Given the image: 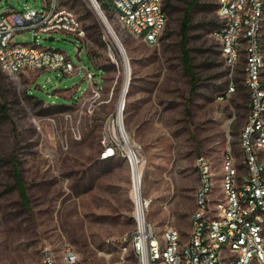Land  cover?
I'll return each mask as SVG.
<instances>
[{"label":"rangeland","instance_id":"rangeland-1","mask_svg":"<svg viewBox=\"0 0 264 264\" xmlns=\"http://www.w3.org/2000/svg\"><path fill=\"white\" fill-rule=\"evenodd\" d=\"M103 1L98 0L130 67L122 113L144 165L148 220L160 235L175 228L186 238L199 182L195 161L206 156L218 171L224 151L239 142L249 112L242 69L230 75L213 34L218 0L199 1L187 53L179 30L187 0H172L177 12L155 45L134 36L117 21L110 0ZM44 3L0 0V16L10 8L43 10ZM59 3L78 15L83 41L67 33L36 39L30 32L16 41L65 52L98 85H91L84 70L13 78L0 69V264H42L44 247L58 259L71 248L83 264H136L129 245L135 228L131 169L123 141L111 134L125 83L120 49L89 0ZM94 23L101 26L98 43L96 36L89 38ZM108 44L116 61L106 56ZM236 79L238 90L221 98ZM94 88L101 93L95 98ZM109 145L115 154L103 157Z\"/></svg>","mask_w":264,"mask_h":264},{"label":"built area","instance_id":"built-area-1","mask_svg":"<svg viewBox=\"0 0 264 264\" xmlns=\"http://www.w3.org/2000/svg\"><path fill=\"white\" fill-rule=\"evenodd\" d=\"M110 5L117 21L134 36L150 45L158 43L168 23L165 0H110ZM217 15L221 28L215 37L220 53L230 75L242 69L249 112L239 142L234 145L229 141L218 171L208 157L196 159L199 182L186 238L175 228L160 235L149 222L150 201L143 194L142 170L138 182L147 206L137 215L132 193L135 228L129 240L136 264H264V0H218ZM26 32L36 39L42 34L67 33L83 41L86 31L74 9L59 0H45L43 10L10 8L3 13L0 69L13 78L35 71L72 74L84 70L91 85H98L95 75L88 68L76 67L65 52L17 42L16 36ZM113 48L108 44L106 54L116 61L118 54ZM96 88L94 98L101 94ZM237 90L238 83L231 80L226 92ZM115 150V146H107L103 157L113 156ZM124 150L133 192L136 179L129 153ZM138 161L141 166L140 158ZM42 264L83 263L71 248L58 259L44 247Z\"/></svg>","mask_w":264,"mask_h":264},{"label":"bare ground","instance_id":"bare-ground-1","mask_svg":"<svg viewBox=\"0 0 264 264\" xmlns=\"http://www.w3.org/2000/svg\"><path fill=\"white\" fill-rule=\"evenodd\" d=\"M89 1H90V3L92 2L91 5L94 8L97 15L99 16V18L102 19L106 23L107 30H108L110 36L113 38V40L115 42H118V39L115 35V32L112 29V26L110 25L111 23H109L108 18L106 17L104 11L101 8L100 2L97 1V3L95 4V3H93V0H89ZM118 46H120L119 43H118ZM121 60H123V63H124L123 65H124L125 83H124V87H123V90L121 93L119 105H117V108H116V117L114 118V120H111V123L112 124L114 123L112 130H111V134L113 136H115V138H116V136L121 138V140L123 141L124 147L126 148V150L129 153L130 161H131L132 168H133V173H134L135 179H136L134 189L132 192V193H134L133 198H134V201L136 204V213H137V215H142V210H145L147 205H145V203L142 202V190H140L138 180L140 179L144 165L141 164V166H140V163L138 161L139 158L137 156V153H135L136 151L134 149L137 147H133L130 144L127 131L124 129L125 127H124V120H123V113H122V110L124 109V107L122 109V105L124 103V99L126 98L125 96H126V92L128 89L129 82H130L129 81L130 67H129V63L127 60V56L123 51V47H121ZM112 124H111V126H112Z\"/></svg>","mask_w":264,"mask_h":264},{"label":"trees","instance_id":"trees-1","mask_svg":"<svg viewBox=\"0 0 264 264\" xmlns=\"http://www.w3.org/2000/svg\"><path fill=\"white\" fill-rule=\"evenodd\" d=\"M102 1V5L104 4L105 1L103 0H100ZM199 1L200 0H187L186 1V4L187 6L184 8L183 10V15H182V19L180 20V36H181V42H180V45L181 47H183L185 44H186V41L189 39V32L191 31L192 29V20H193V13L195 11V9L198 7L199 5ZM108 3H105V6L108 8ZM165 11H166V14L168 16V23H167V26L169 24V21L171 19V17L177 12V7L175 5H173L172 3V0H165ZM218 11V5H217V8H216V12ZM167 26H166V29H167ZM220 25L219 23L216 25L214 31H213V34L215 35L219 30H220ZM165 29V30H166ZM90 31L93 30V33L92 34H89V38H93L96 36V39H95V42H101L102 40V36H101V26L98 24V23H94V25H92L90 28H89ZM182 52L183 53H187V49L185 48V46L182 48ZM90 59L92 60L91 58V55L88 53ZM107 56V54H106ZM188 57V55H185ZM101 69V68H100ZM235 82L238 83L237 79L235 80ZM229 85V84H228ZM239 88V86H238ZM226 92V91H225ZM224 93H221L220 96H224ZM28 96L31 97V98H36V100L41 103L43 102L42 100L38 99L37 97L29 94L28 92ZM60 106H67V105H60ZM125 110H126V107H125ZM17 170V169H15ZM16 178L18 179V174H15ZM18 185L19 182H18Z\"/></svg>","mask_w":264,"mask_h":264},{"label":"water","instance_id":"water-1","mask_svg":"<svg viewBox=\"0 0 264 264\" xmlns=\"http://www.w3.org/2000/svg\"><path fill=\"white\" fill-rule=\"evenodd\" d=\"M92 3V2H91ZM93 3H95L94 1H93ZM96 4V3H95ZM101 21H102V23H103V25L105 26V28L107 29V25H106V23L101 19ZM117 45H118V43L120 44V53H121V47H122V44L119 42V40H118V42H115ZM124 51V50H123ZM125 53V52H124ZM129 81H130V77H129ZM123 107H124V103H123V105H122V109H123Z\"/></svg>","mask_w":264,"mask_h":264},{"label":"crops","instance_id":"crops-1","mask_svg":"<svg viewBox=\"0 0 264 264\" xmlns=\"http://www.w3.org/2000/svg\"><path fill=\"white\" fill-rule=\"evenodd\" d=\"M87 50V49H86ZM87 53H88V51H87ZM92 61V60H91ZM92 63H93V61H92ZM96 68H98V67H96ZM98 69H100V68H98ZM104 71V70H103Z\"/></svg>","mask_w":264,"mask_h":264}]
</instances>
